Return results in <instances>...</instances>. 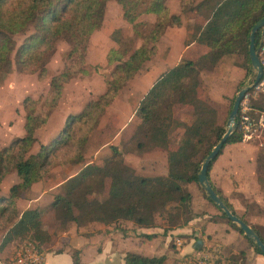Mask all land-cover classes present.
<instances>
[{"label":"trees","instance_id":"16d2710c","mask_svg":"<svg viewBox=\"0 0 264 264\" xmlns=\"http://www.w3.org/2000/svg\"><path fill=\"white\" fill-rule=\"evenodd\" d=\"M107 1L0 0V72L7 71L10 66L9 54L13 48L11 36L23 33L29 27L32 31L15 50L14 64L17 70H37L42 75L45 56L51 52L53 43L58 39H63L69 45L68 56L76 54L81 60L88 36L101 24ZM115 1L120 5L124 21L131 26L132 37L129 39L132 41L123 40L119 30L112 32L116 47L108 51L106 59L110 63L115 61V64L109 79L104 82L103 91L96 99L87 100L79 111L69 113L61 130L46 144L39 143L35 151L31 150L36 143L34 131L45 122L46 117L41 112L34 113L36 100L27 97L22 100V108L26 111L22 126L24 134L14 137L0 148V184L10 173L18 178L17 182L9 186L8 196L0 195V214L8 207H13L14 200L42 178L51 154L59 146L72 141L79 143L78 147L82 145L107 104L139 70L141 64L155 54L156 43L163 30L180 24L179 16L169 13L167 0ZM179 8L181 13L193 11L206 19L203 26L193 28L190 37L194 43L205 46L207 50L194 59L181 57L175 65L155 78L140 98L133 112L136 122L123 141L124 151L136 155L153 149L164 151L166 174L144 176L136 173L123 160L121 150L110 145V155L100 164L87 163L61 183V193L53 195L50 207L25 208L20 213L12 214L14 222L1 236L0 250L14 240L27 238L41 252L42 244L50 239L43 229L42 216L46 211L52 213L55 225L65 227L73 223L76 228L87 225L116 227L123 222H131L137 227H151L155 217H159L165 232L167 228L177 227L187 221L183 216V206L190 201L191 195L182 188L183 184L194 183L205 198L203 190L196 183V175L202 159L224 131L233 97L229 99V104L219 107L206 101L198 78L199 70L213 67L222 56L234 55L244 73L251 71L247 50L248 33L264 14V0H180ZM148 13L154 16V20L151 27L142 32L144 24L136 23V18ZM134 39H139L140 44L131 47ZM260 39L258 30L254 33L255 47L259 43L263 46L264 40L260 42ZM73 74L74 71L66 67L50 78V90L43 105L47 108L55 105L62 84ZM241 83L242 80L238 85ZM180 107L189 116V122L176 117V110ZM248 107L253 111L252 114L264 112V101L260 103L250 99ZM239 112L240 108L235 117L236 129L227 137L218 154L225 145L241 140ZM73 130L80 136L75 138ZM177 130H180V141L170 148L171 134L173 131L177 134ZM258 145L255 159L257 178L261 182L264 174V140ZM218 154L208 164V183L230 212L248 225L209 181L208 173ZM207 201L221 219L241 233L236 224ZM254 231L264 244L258 232ZM94 232H99V229ZM89 234L92 232L85 233ZM246 241L261 254L258 247ZM70 252L72 264H79L78 252ZM163 260L164 256L146 257L133 252L123 255L124 264H163Z\"/></svg>","mask_w":264,"mask_h":264},{"label":"rangeland","instance_id":"374dc122","mask_svg":"<svg viewBox=\"0 0 264 264\" xmlns=\"http://www.w3.org/2000/svg\"><path fill=\"white\" fill-rule=\"evenodd\" d=\"M166 4L169 13L177 14L179 19H181L184 13L181 15L179 0H167ZM182 18L184 19H182L179 26H168L163 30V33L157 41V50L155 54L151 56L149 60L141 64L139 70L126 81L115 97L107 104L94 128L88 135L86 134V140L83 141L82 145L78 147L79 143L72 141L71 143L59 146L51 154L47 168L49 165L51 166L48 169H44L45 172L35 185V188L32 191L28 190L20 194V197L14 200L15 207H8L0 214V239L5 230L14 222L12 214L25 208L29 196L38 192V190L47 189L53 185L55 188L51 190L52 196L55 193H61V187L56 188L57 183L75 174L87 163L100 164L104 158L110 155V145L121 150L123 160L130 165L136 173L144 176L162 175L165 173L164 151L153 149L149 153L145 152L144 154L136 155L129 151H124L123 141L125 137L131 133L132 125L136 122L133 117V112L138 105L139 99L143 96L148 87H150L156 76L171 65L169 61L178 51L177 47L180 46V41L177 40H179L182 29H184L187 36L194 26V24H192L193 22L188 20L186 15ZM153 20L154 16L152 14H141L136 18V23L142 22L144 24V27L142 25L141 28L142 32H146L151 27ZM114 30H119L123 40H131L129 39L132 37L131 26L124 21L120 5L115 0H108L104 6L100 26L93 30L88 36L86 46L81 55V60L76 54L68 56L69 45L63 39H58L53 43L51 52L45 56L43 62L44 72L42 75H39L37 70L19 71L14 64L16 48L32 29L29 27L27 31L16 33L11 36L13 48L9 54L10 66L7 71L0 72V148L6 146L14 137H19L24 134L22 126L26 111L22 108L21 104L24 98L27 97L30 100H36L37 104L34 113L41 112L45 114L46 117L45 122L34 131L36 143L33 145L32 151L37 149L39 143L46 144L61 130L65 117L69 113L79 111L87 100L96 99L97 95L103 91L104 82L109 79V75L115 64V61L110 63L106 59L108 51L116 47L115 42L112 40V32ZM261 40H264V38H261ZM133 41L134 43L131 44V47H136L140 44L139 39H134ZM235 62H237V60H235ZM66 67H70L74 71V74L62 84L61 92L55 105L51 108H47L43 103L50 90L49 80L52 76L58 74ZM238 73H241L240 68L237 67L236 69L233 67L230 70H225L221 75L230 78L232 75H237ZM247 76H249V81H247L249 83L254 77L252 69L247 72ZM209 77V74H203V83L207 84ZM234 95L235 93L233 91L229 95L222 94L217 97L219 98V102L226 100L228 102L227 104H229V98L234 97ZM250 99H254V101L260 103L263 102L264 90L255 92L250 91L241 101L240 107H242V109L240 114H246L248 117L255 119L257 114H252L253 111L246 108ZM184 111V108H177L176 110L178 115L187 122L189 117L187 114H184ZM175 131L171 134L172 140L169 145L170 148H173L174 145L180 141V130H177V134ZM242 132L243 131H241V133ZM73 135L75 138L80 136L75 130H73ZM263 140L264 126H258L255 130L251 131V135L248 139L242 137L239 142L227 144V146L225 145V148L223 147L222 149V153L230 155L231 160L237 159V172L242 174L244 178V180L240 181V188L243 194L246 196L255 194L254 198L257 199H259V195H256L258 191L257 185L252 178H249L250 174L254 173V166L250 165L251 160H253V152L251 153L248 149L249 147L253 148L255 145L257 146ZM246 144H249V147L245 146ZM223 154H221L217 160H222L224 157L222 156ZM17 181L18 178L14 173L6 175L3 182L0 184V195L8 196L9 186ZM184 187L191 195L190 201L183 206V216L188 220L191 212L187 211L185 208L189 210H193L195 207L200 208L204 200L200 196L202 195L201 191L196 188L194 183H188L184 185ZM192 187H194L195 190ZM226 195L230 197L229 194L226 193ZM52 196H50L49 192L45 193V195L42 196L36 204L33 203L31 207H50ZM230 199L232 198L230 197ZM233 203L236 205L234 200ZM51 216L52 213L49 211H46L42 216L43 229L45 233L50 235V239L42 244L40 248L41 251L43 249H50L51 243H53V249L64 247L62 245L66 244L64 243V237L61 235L59 229L54 227L57 225L53 223ZM75 228L73 223H69L68 230H73ZM76 229L75 231L78 233V229L80 231H87L89 227L82 226ZM52 234L54 237L53 240ZM158 237L157 239L140 237L144 243L150 240L147 244L152 246L155 245L152 251L147 252L148 254L156 255L160 254L161 250L172 249L174 237ZM182 240L184 241L185 239L183 238ZM22 243H31V241L27 238L14 240L12 242L13 247L6 249L5 255L3 253L5 249L3 251H1L2 249L0 250V260L6 257V260L8 259L9 261V258L14 256L16 249Z\"/></svg>","mask_w":264,"mask_h":264},{"label":"crops","instance_id":"0c3cea01","mask_svg":"<svg viewBox=\"0 0 264 264\" xmlns=\"http://www.w3.org/2000/svg\"><path fill=\"white\" fill-rule=\"evenodd\" d=\"M184 15H186L188 20L193 22L192 24H194V26L192 25V30H190L187 36L184 29H182L179 40H177L180 41V46L177 47L178 51L176 55L169 61V63H171L169 67L175 65L181 57L194 59L195 55L197 56L207 50L205 46L194 43L190 37L193 28L195 26H203L206 19L201 14L193 11L190 13H184L182 17ZM182 17L180 19V23L182 22V19H184ZM235 60H237V57L234 55H225L222 56L213 67H205L199 70L198 78L203 89V98L212 105L217 107L227 105L228 102L226 100L219 102L218 97L222 94L229 95L233 91L236 93L242 85L248 83L247 81H249V76H247V73H244V71L238 66V62H235ZM169 67H166L163 71ZM233 67L236 69L237 67L240 68L241 73L232 75L230 78L221 75L225 70H230ZM241 70L243 71V74ZM205 73L210 75L207 84L202 81V75ZM241 80L242 83L238 85ZM176 117L181 120L183 119L178 114ZM182 121L186 122L184 119ZM189 121L190 118L187 122ZM245 146L249 147V144H246ZM251 148L252 147H249L248 150L251 153L253 152V160H251L250 165L254 166V173H251L249 178H252L257 185L258 191L256 192V195H259V199L254 198L255 194H249L248 196L243 194V191L240 188V181L244 180V178L242 177V174L237 172V159L231 160L230 155L222 153L223 150H221L214 162L221 154L224 156L223 159H218L215 163H212L208 173V178L210 183L225 198L233 211L237 215L242 216L248 223V226H250L253 230L255 229L264 241V177L261 182L257 178L258 173L256 171L255 157L258 145H255L252 149ZM151 151L152 150L146 153ZM165 174L166 171L162 175ZM63 181L57 183L56 188L61 187V183ZM36 184L37 182L32 183L28 190L32 191ZM184 185L186 184H183L182 188L185 189ZM54 188L55 187L53 185L47 189L38 190V192L33 193V195L29 196L27 199L25 208H39V206L31 207V205L33 203L36 204L47 192H49L50 196H52L51 190ZM226 193L229 194L232 199H230ZM200 196L204 200L202 206L200 208L195 207L193 210L190 209L191 211L186 208L187 211L191 212L188 220L177 227L167 228L165 232L162 229V220L159 217H155L154 225L151 227H137L131 222H123L116 227L87 225V227H89L87 231H80L78 229V233H76V228L68 230L69 224L65 227L54 226L59 229L61 235L64 237V243L66 244L62 245L64 247L53 249V243H51L50 247L52 249H43L39 252L40 259L36 264H72L71 250H76L78 252L77 256L79 264H124L123 255L126 252H133L146 257H151L150 255L164 256L163 264H181L180 261L182 258L190 255L192 252L201 250L209 253L213 249L217 250L220 256L228 261L229 264H264V256L257 253L253 249V247L246 241V238L242 233L238 232L234 227L230 226L224 219H221L217 215V212L207 201L206 197L204 198L202 195ZM233 200L236 202V205H234ZM22 210H20L19 213ZM51 218L53 221V216H51ZM97 229H99V232L93 233V231ZM86 232H92V234L85 235ZM146 235L150 236L146 237ZM158 236L174 237L172 249L161 250L160 254L156 255L148 254L147 252L152 251L153 246L155 245L152 246L147 244L150 240L147 241V243H144L140 237L146 239H157L159 238ZM182 237L185 239L184 241L182 240ZM53 239L54 237L52 234V240ZM196 240H200L201 244L199 246L194 245ZM11 247H13L12 243L7 245V247L3 248L1 251L5 249L3 251L5 255V252L7 251L6 249H10ZM7 262L9 261L8 259L6 260V257H3V259L0 260V263Z\"/></svg>","mask_w":264,"mask_h":264},{"label":"water","instance_id":"95a60500","mask_svg":"<svg viewBox=\"0 0 264 264\" xmlns=\"http://www.w3.org/2000/svg\"><path fill=\"white\" fill-rule=\"evenodd\" d=\"M263 28H264V14L251 26L248 33V44H247L248 60H249L250 68L254 72V77L249 83L241 86L236 91L232 100L230 110L225 120L224 131L219 137L216 144L210 149V151L202 159L200 163L199 171L196 175V183L203 190L206 199L209 200L219 211H221L229 221L236 224L239 227V230L241 231L243 236L247 240L251 241L254 244V246L258 247L259 251L264 256V244L259 239L256 232L250 226L244 223L241 219H239L236 215L230 212L228 207L222 202L221 198L214 192V190L208 183L206 177V170L208 164L218 154L219 150L221 149L223 143L230 135V133L236 129L235 117L237 115L240 102L246 95L247 91H249L253 86H255L261 78L262 68L257 54V50L260 43L259 45H257V47H255L254 33L260 30V36L262 38ZM200 244H201L200 240H196L194 245L199 246Z\"/></svg>","mask_w":264,"mask_h":264},{"label":"built area","instance_id":"2783aa9c","mask_svg":"<svg viewBox=\"0 0 264 264\" xmlns=\"http://www.w3.org/2000/svg\"><path fill=\"white\" fill-rule=\"evenodd\" d=\"M259 62L262 68V75L258 83L251 89L252 92L264 90V45H259L257 50ZM246 96V95H245ZM244 96V97H245ZM241 102L239 105L240 111L242 109ZM247 109H250L248 106ZM258 126H264V113L260 112L257 114L255 119L248 117L246 114H240L239 112V131L244 139H248L251 135V131L255 130ZM40 259L39 251L31 243H22L16 249V253L12 258L9 259L7 263L0 264H36ZM181 264H229L228 261L223 259L219 252L213 249L211 252L207 253L204 251H195L190 255L185 256L180 261Z\"/></svg>","mask_w":264,"mask_h":264}]
</instances>
